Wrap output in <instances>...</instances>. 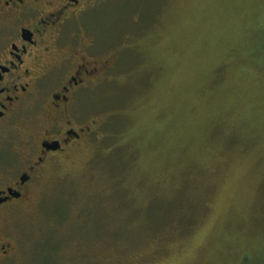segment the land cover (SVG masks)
Wrapping results in <instances>:
<instances>
[{"label":"rangeland","instance_id":"374dc122","mask_svg":"<svg viewBox=\"0 0 264 264\" xmlns=\"http://www.w3.org/2000/svg\"><path fill=\"white\" fill-rule=\"evenodd\" d=\"M67 41L104 61L75 104L95 129L3 220L0 264H264V0H96ZM30 130L1 132L7 166Z\"/></svg>","mask_w":264,"mask_h":264},{"label":"flooded vegetation","instance_id":"af4514ba","mask_svg":"<svg viewBox=\"0 0 264 264\" xmlns=\"http://www.w3.org/2000/svg\"><path fill=\"white\" fill-rule=\"evenodd\" d=\"M94 1L0 0V134L3 129H31L19 151L23 166L0 160V225L28 199L47 160L63 155L95 129L93 119L88 123L78 116L75 104L79 91L99 78L104 61L100 66L101 59L89 48L61 42L67 22ZM30 112L33 119L25 117ZM54 141L59 148L48 149Z\"/></svg>","mask_w":264,"mask_h":264},{"label":"water","instance_id":"95a60500","mask_svg":"<svg viewBox=\"0 0 264 264\" xmlns=\"http://www.w3.org/2000/svg\"><path fill=\"white\" fill-rule=\"evenodd\" d=\"M47 148L48 149H51V150H56L57 148H59V143L57 141H54L52 143H49L47 145Z\"/></svg>","mask_w":264,"mask_h":264}]
</instances>
